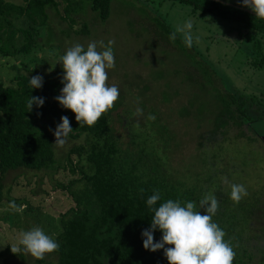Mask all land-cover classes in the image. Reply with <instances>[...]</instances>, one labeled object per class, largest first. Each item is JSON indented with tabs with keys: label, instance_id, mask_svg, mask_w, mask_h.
Wrapping results in <instances>:
<instances>
[{
	"label": "rangeland",
	"instance_id": "obj_1",
	"mask_svg": "<svg viewBox=\"0 0 264 264\" xmlns=\"http://www.w3.org/2000/svg\"><path fill=\"white\" fill-rule=\"evenodd\" d=\"M9 1L23 4L22 0ZM56 1L59 12L47 9V25L30 29L36 40L30 53L15 57L0 53V82L16 88L21 76H45L61 67L62 55L75 44L86 50L90 42H96L97 50L103 51L101 41L105 47L114 41L115 67L108 70V84L117 85L120 95L111 113V127L123 156L142 158L150 166L152 149H158L166 174L185 188L197 190L199 209V201L212 193L221 199L220 209L226 208L227 214L233 215L229 221L234 224H225L224 239L231 244L235 258L243 264L264 259V67L256 66V54L239 36V26L214 15L202 16L199 11L194 13L192 6L168 0H113L105 22L99 20L87 0H75L84 8L73 13L71 19L64 13L68 2ZM232 1L243 6L242 0ZM155 19L173 32L187 20L193 22L191 48L184 43L182 33L176 36L210 69L214 86L234 94L242 103L247 112L243 127L225 130L212 146L200 144L207 143L201 139L206 136L207 116L198 120L195 109L189 115L181 114L189 105L190 93L199 92L197 87L189 89L185 81L187 72L194 69L176 44L159 35ZM13 24L18 29L29 28L24 19L13 20ZM26 44L19 32L17 48ZM208 91L212 92L210 87ZM165 93L168 101H164ZM137 108L143 110L142 116L135 115ZM150 114L154 120L148 119ZM153 124H162L169 132L162 130L160 134ZM85 139L66 138L63 146H56L57 164L50 170L7 173L0 199V264H5L1 253L12 246L21 250L19 256H6L9 264L56 261L53 252L40 263L24 251L18 243L20 233L36 226L50 236L55 234L56 239L61 232L62 215L75 205L70 189L80 188L78 183H71L82 178L81 169L72 171L67 156L72 148L85 144ZM78 160L74 155V164ZM81 165H86L85 161ZM232 184L247 190L239 203L231 199ZM12 202L19 211L10 207Z\"/></svg>",
	"mask_w": 264,
	"mask_h": 264
},
{
	"label": "trees",
	"instance_id": "obj_2",
	"mask_svg": "<svg viewBox=\"0 0 264 264\" xmlns=\"http://www.w3.org/2000/svg\"><path fill=\"white\" fill-rule=\"evenodd\" d=\"M66 1V18L71 19L73 13L84 8L75 0ZM168 1L192 6L193 12L199 11L202 16L214 15L235 22L239 26V36L253 47L256 66L264 67V19L255 17L253 11L233 4L232 0ZM22 2L23 4L18 5L9 0H0V53L6 57L30 53L36 43L30 29L47 25L49 7L59 12L56 0ZM87 2L100 21L109 19L113 0ZM19 19H24L29 28H16L13 20ZM155 20L160 29L159 35L176 44L184 54L182 57L190 60L194 69V72H187L185 81L189 89L197 87L199 92L190 93L189 105L182 108L181 114L189 115L191 109H195L198 120L207 116L208 122L204 127L207 129L206 136H201L207 143L200 144L212 146L225 130L243 127L247 112L242 103L234 94L215 87L210 69L194 54L189 53L177 36L175 41H171L169 35L173 31L160 20ZM19 32L27 41L20 49L16 46ZM63 75L62 66L55 68L42 76L41 88H32L29 82L32 77L28 76L19 77L16 88L6 87L0 82V199L4 179L10 171L50 170L57 164L54 131L61 123V117L67 116L73 130L67 138H86L85 144L72 148L67 156L72 171L81 169L82 178L71 183L73 186L78 183L80 188L76 191L70 189L75 205L61 217L62 230L56 237L60 247L53 252L56 261L48 264H168L163 249L152 252L143 247L142 232L151 227L153 209H157L162 203L171 199L186 206L187 202L196 203L200 195H197V190L185 188L166 174L161 167L163 158L157 155L158 149H152L154 160L150 166L142 158L135 160L132 155L123 156L111 127L114 107L103 114L94 126L80 125L75 119V113L63 108L55 99L64 86L61 83ZM209 87L212 92L208 91ZM31 97L44 98L43 106L33 104L30 111L27 101ZM168 99V94L165 93L164 101ZM153 125L160 134L162 130L169 132L162 124ZM74 155L79 159L76 164L73 162ZM83 161L86 165H81ZM156 192L160 199L150 207L147 200ZM217 200L219 202L221 199ZM196 210L205 214L203 209L197 207ZM227 211L226 208L219 207L212 217L213 222L223 231L225 224H234L229 221V218L233 220V215H228ZM153 235L154 242L162 238L159 229ZM8 254L10 257L19 256V253L13 254L7 249L1 253L5 264H9L6 258ZM250 256L251 254L249 258ZM39 262L44 263L42 260ZM242 262L234 258L233 264H243ZM257 264H264V259Z\"/></svg>",
	"mask_w": 264,
	"mask_h": 264
},
{
	"label": "clouds",
	"instance_id": "obj_3",
	"mask_svg": "<svg viewBox=\"0 0 264 264\" xmlns=\"http://www.w3.org/2000/svg\"><path fill=\"white\" fill-rule=\"evenodd\" d=\"M242 4L250 8L255 17L264 19V0H242ZM192 29L193 22L189 19L182 26H177L169 35V39L175 41L176 34L182 33L184 43L191 48ZM113 44L114 41H109L105 47L101 41L103 51L97 50L96 42H90L86 50L83 45L75 44L61 57L64 71L61 83L64 86L61 94L55 99L63 108L75 113V119L80 125L94 126L119 99L118 86L108 84V70L115 67ZM29 82L32 88H41L43 77L33 76ZM33 104L37 107L43 106L44 98H29L27 107L30 111ZM135 115L142 116L143 110L137 108ZM148 119L154 120L155 116L150 114ZM72 131L70 120L67 116H62L61 123L54 131V144L63 146ZM246 195L247 190L243 185H231V199L234 202L239 203ZM159 199L160 195L156 192L148 198L147 204L151 207ZM10 207L20 210L15 202H12ZM199 207L205 214L196 210L197 205L194 202L181 206L179 201L169 199L157 209H153L151 227L142 232L143 247L152 252L163 249L168 264H233L235 252L231 244L224 239L226 233L212 220L219 208L217 198L208 193L199 201ZM157 229L162 232V238L154 242L153 233ZM54 236L55 234L50 236L42 228L34 226L20 233L18 243L32 257L43 260L46 254L59 250L60 245ZM20 250L19 246L11 247L13 254Z\"/></svg>",
	"mask_w": 264,
	"mask_h": 264
}]
</instances>
